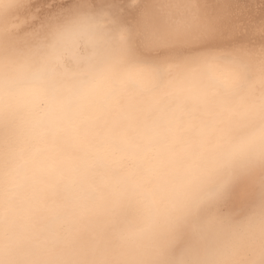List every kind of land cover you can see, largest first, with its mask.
I'll list each match as a JSON object with an SVG mask.
<instances>
[{
    "label": "bare ground",
    "instance_id": "6f19581e",
    "mask_svg": "<svg viewBox=\"0 0 264 264\" xmlns=\"http://www.w3.org/2000/svg\"><path fill=\"white\" fill-rule=\"evenodd\" d=\"M0 264H264V0H0Z\"/></svg>",
    "mask_w": 264,
    "mask_h": 264
}]
</instances>
